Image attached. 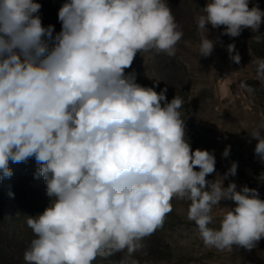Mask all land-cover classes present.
<instances>
[{
    "label": "clouds",
    "instance_id": "obj_1",
    "mask_svg": "<svg viewBox=\"0 0 264 264\" xmlns=\"http://www.w3.org/2000/svg\"><path fill=\"white\" fill-rule=\"evenodd\" d=\"M41 7L0 0V181L13 175L10 162L34 158L51 198L41 214L27 216L35 238L26 264H93L114 251L132 257L163 227L173 200L189 202L187 219L205 247L253 249L264 238L258 190L224 186L237 162L223 177L206 179L216 172L214 152L192 149L183 99L168 101L166 87L157 92L125 72L137 53L176 54L183 32L167 0H65L55 36L54 25L42 23ZM202 12L200 57L216 43L206 25L238 37L244 28L259 32L264 22V11L249 0H209ZM227 51L239 64L234 43ZM254 63L264 81V58ZM262 132L264 124L251 137L264 161ZM229 155L226 146L222 156ZM222 200L235 207L221 208ZM215 208L222 211L218 228L211 227Z\"/></svg>",
    "mask_w": 264,
    "mask_h": 264
},
{
    "label": "rangeland",
    "instance_id": "obj_2",
    "mask_svg": "<svg viewBox=\"0 0 264 264\" xmlns=\"http://www.w3.org/2000/svg\"><path fill=\"white\" fill-rule=\"evenodd\" d=\"M42 5L39 15L45 27L54 25V33L61 30L58 10L65 0H34ZM209 0H167L169 7L183 32L176 45V54L154 51L137 53L131 68L136 82L145 87H155L160 92L167 88L168 101L177 95L184 101L180 109L185 120L186 138L193 150L199 148L214 152L216 172L206 177L214 180L223 177L232 162H237V173L224 179L255 188L264 199V161L254 152L257 140L251 133L264 124V81L257 79L254 61L264 58V22L259 32L244 28L238 37L221 35L224 26L208 28V38L215 41L208 57L199 55L200 35L197 18ZM259 6L264 11V0H249V7ZM260 36L259 43L255 37ZM49 47L52 41H47ZM235 44L241 60L237 64L230 59L227 45ZM264 135V132H262ZM230 146V155L222 153ZM39 165L35 159L26 163H11V178L0 181V264H26L25 250L34 234L27 226V216L41 214L51 203L46 195L43 177H36ZM195 170H199L198 168ZM9 192L13 193L9 196ZM173 211L167 215L164 225L142 243L143 247L132 257L126 252L114 251L110 255L97 256L93 264H264V238L247 250L233 245L232 251H218L204 246L194 222L187 219V200H173ZM220 207H235L230 200H222ZM216 217L211 227H219L222 211L213 209Z\"/></svg>",
    "mask_w": 264,
    "mask_h": 264
}]
</instances>
